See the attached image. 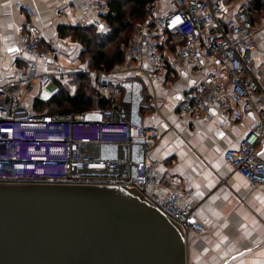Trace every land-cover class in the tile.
I'll use <instances>...</instances> for the list:
<instances>
[{"label": "built area", "instance_id": "built-area-1", "mask_svg": "<svg viewBox=\"0 0 264 264\" xmlns=\"http://www.w3.org/2000/svg\"><path fill=\"white\" fill-rule=\"evenodd\" d=\"M89 1L97 17L78 25L100 28L108 6L101 0ZM15 5L30 19L35 16L30 4ZM231 9L228 0H172L165 12L148 4L145 20L136 24L130 40L122 45L138 79L121 83L125 94L119 108L77 115L33 114L22 102L21 92L28 84L38 82L49 90L53 79L63 75L47 70L36 73L54 52L39 46L41 29L30 22L23 52L31 59L17 65L8 80L3 78L0 60V183L133 186L185 234L206 232L208 220L200 218L197 206L188 201L190 191L148 157L159 133L144 125L140 78H158L166 63L198 73L200 81L183 94L178 106L179 113L190 120L211 121L218 113L222 125H237L243 116L255 114L254 124L239 146L227 149L223 158L251 188L264 186V159L259 156L264 142V79L253 65V37L264 30V11L259 23L251 20L248 2ZM166 42L174 46L173 52L165 53ZM15 129L21 134H11ZM22 144L30 151H34L32 147L45 149L31 158L40 157L45 166L64 170L57 171L60 174L27 170L29 163L25 162L31 160L19 161ZM23 164L26 171L18 172L17 166ZM41 165L34 163L33 167Z\"/></svg>", "mask_w": 264, "mask_h": 264}, {"label": "crops", "instance_id": "crops-1", "mask_svg": "<svg viewBox=\"0 0 264 264\" xmlns=\"http://www.w3.org/2000/svg\"><path fill=\"white\" fill-rule=\"evenodd\" d=\"M242 1H233L234 10ZM16 2L30 4L35 16L30 19ZM101 2L107 5L105 0ZM161 10L159 7L160 12H165ZM95 17L89 0H0V60L4 80L11 79L17 65L31 59L23 52L30 22L41 29L39 44L54 52L36 73L46 70L80 73L83 66L73 56L78 55L82 46L69 37L60 38L58 26H77L81 20ZM101 17L100 30L108 31ZM256 22L261 23V18ZM253 43V65L264 79V30L254 35ZM169 46L167 43L163 47L165 53L174 51V46ZM158 74V78H140L145 96L141 110L144 125L159 133L148 157L190 191L188 201L197 206L200 218L208 220L203 234H186L188 264H264V186L251 188L223 158L227 149L239 146L256 115L243 116L237 125H222L223 118L218 113L211 121L190 120L179 113L178 106L183 94L192 90L201 76L169 63ZM29 87L30 98L25 96ZM37 88L45 99L56 90L54 83L49 90H43L38 82L28 84L21 92V100L28 108L30 99L38 95ZM259 156L264 159V142L259 146Z\"/></svg>", "mask_w": 264, "mask_h": 264}, {"label": "water", "instance_id": "water-1", "mask_svg": "<svg viewBox=\"0 0 264 264\" xmlns=\"http://www.w3.org/2000/svg\"><path fill=\"white\" fill-rule=\"evenodd\" d=\"M0 264H188L187 240L133 186L0 183Z\"/></svg>", "mask_w": 264, "mask_h": 264}, {"label": "trees", "instance_id": "trees-1", "mask_svg": "<svg viewBox=\"0 0 264 264\" xmlns=\"http://www.w3.org/2000/svg\"><path fill=\"white\" fill-rule=\"evenodd\" d=\"M108 12L104 14V21L109 30L99 31L93 26H58L60 38H71L72 41L80 43L83 47L81 56L88 60V68L100 72H111L115 66L122 64L125 59V50L121 45L130 40L136 24L143 22L146 15V6L155 0H105ZM251 20L258 21L262 16L264 8L260 0H251L249 3ZM261 12L258 18V11ZM41 48L49 50L41 46ZM74 78L78 84L74 94H70L61 88L60 80L54 78L53 83L58 85V91L51 98L44 100L36 96L29 107L33 114L56 115L59 113L85 114L94 109L104 111L110 108H119L112 96L107 97L100 94L90 85H86L85 74L77 73ZM113 93V91H111ZM113 95V94H112ZM145 99V96H144ZM46 109V110H45ZM56 109L59 113H54Z\"/></svg>", "mask_w": 264, "mask_h": 264}, {"label": "rangeland", "instance_id": "rangeland-1", "mask_svg": "<svg viewBox=\"0 0 264 264\" xmlns=\"http://www.w3.org/2000/svg\"><path fill=\"white\" fill-rule=\"evenodd\" d=\"M233 1L234 0H229V5L231 4L230 6L232 8L231 10L234 9L232 7V4L234 3ZM247 1L251 2V0H247ZM244 2H246V1H244ZM153 3L156 4L158 6V8L160 7V9H162L161 11H164V10L166 11L169 8H171L172 0H155V2H153ZM261 4L264 5V3H262V2H261ZM233 6H235V5L233 4ZM263 8H264V6H263ZM263 8L261 9V11H258V15H259L258 18L260 17L261 12L263 11ZM145 17H146V15H145ZM97 29L99 31H102V30H100V28H97ZM104 32H107V30ZM164 44H167V42ZM82 49H83V47H81V51L76 56L78 58H76L74 55L73 59L74 58L79 59L80 65L83 66L82 69L79 70L80 74H85L88 76V78L84 79L85 84L90 85L92 89H95L96 91H98L102 95H105L107 97L112 96V98L116 100L117 104L120 105L122 99L124 98V94H125V91H124L121 83L123 81H127V80H131V79L136 78L135 77L136 76V74H135L136 70L134 69L133 61L128 59L125 56L124 62L122 64L115 66V68L111 72H100V73H98L96 70H92V69L88 68V60L86 58H82V56H81ZM76 74L77 73H71L70 71H66V72L64 71L63 75H59L58 77H56V79L60 80L61 88L64 89L66 92H69L70 94H73L77 88V84H78L77 80L78 79L74 78L75 76H77ZM54 87L56 88V90L54 92V95H55L57 93L59 87L55 83H54ZM23 90H25V89H23ZM143 90H144V87H143ZM26 91L27 92L25 93V96H28V98H30L31 95L29 94V91H31V88L29 87ZM36 91L38 93V95H37L38 98L47 100V99L42 97L41 93H39L38 88ZM111 91H113V93ZM143 95H144V93H143ZM34 98L30 99L31 104L33 103ZM49 98H51V96ZM93 111H100V110L94 109ZM54 113H59V112L56 109H54Z\"/></svg>", "mask_w": 264, "mask_h": 264}, {"label": "bare ground", "instance_id": "bare-ground-1", "mask_svg": "<svg viewBox=\"0 0 264 264\" xmlns=\"http://www.w3.org/2000/svg\"><path fill=\"white\" fill-rule=\"evenodd\" d=\"M11 134H13L15 136H18L21 133L19 131H17V129H15V131L11 132ZM28 148H30V147L29 146H25V144L21 145V147H20V152L21 153H20V159H19L20 162H25V160H31V161L25 162V163H29V165L27 167V170H29V171L30 170H34L37 173H42V172H45L48 169V170L54 171L55 174H60L57 171H63L64 170V167H55L53 165L45 166L43 159L40 158V157L31 158L32 155H39L40 153L43 154V151L45 149H42L40 151V153H38V152L35 151L34 147H32L34 151H30ZM55 161L57 162V160H55ZM34 163L35 164L36 163L37 164H42V165L40 167H36L37 168V170H36V168L33 167ZM17 169H18V172H21V170L24 171V172L26 171L25 165H19V166H17Z\"/></svg>", "mask_w": 264, "mask_h": 264}, {"label": "clouds", "instance_id": "clouds-1", "mask_svg": "<svg viewBox=\"0 0 264 264\" xmlns=\"http://www.w3.org/2000/svg\"><path fill=\"white\" fill-rule=\"evenodd\" d=\"M36 152L40 153V150H36Z\"/></svg>", "mask_w": 264, "mask_h": 264}]
</instances>
